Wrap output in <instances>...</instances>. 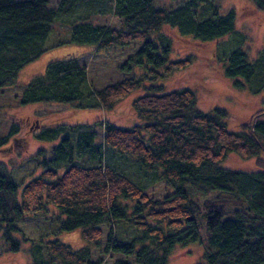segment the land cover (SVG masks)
Here are the masks:
<instances>
[{"label":"trees","instance_id":"16d2710c","mask_svg":"<svg viewBox=\"0 0 264 264\" xmlns=\"http://www.w3.org/2000/svg\"><path fill=\"white\" fill-rule=\"evenodd\" d=\"M49 1L0 0V90L14 86L19 71L48 49V37L61 22L69 30L65 43L91 46L94 52L136 47L124 68L135 69L137 75L93 92L85 67L73 57L56 59L16 96L19 105L108 110L141 89L131 101L138 123L124 128L109 121L92 123L77 135L82 146L76 160L68 138H60L40 172L20 189L10 170L0 165V231L10 249L19 248L11 237L16 220L53 207L64 217L59 232L79 230L87 245L72 249L57 239L47 240V259L37 252L34 264H103L104 256L113 255L117 258L111 264H167L175 246L199 240V214L205 225L204 252L195 264H264V112L232 131L224 109L203 112L196 108L193 90L165 91L162 83L185 69L190 56L169 60L171 40L161 29L212 41L236 34L235 12L218 15L214 0H179L170 7H157L155 0H58L54 8ZM251 2L264 12V0ZM106 12L118 25L96 20V14ZM222 74L237 89L263 92L264 48L252 57L235 48ZM89 96L96 99L92 106L83 103ZM43 130L35 133L37 139L52 141L62 135L58 128ZM18 131L12 124L0 136V148ZM105 150L148 173L159 169L155 178L172 191L150 197L135 181L145 182L104 160ZM230 155L254 159L255 167H221ZM95 250L102 254L99 258L93 257Z\"/></svg>","mask_w":264,"mask_h":264},{"label":"rangeland","instance_id":"374dc122","mask_svg":"<svg viewBox=\"0 0 264 264\" xmlns=\"http://www.w3.org/2000/svg\"><path fill=\"white\" fill-rule=\"evenodd\" d=\"M178 1L155 0V5L170 7ZM214 2L217 5L218 15H224L229 10L235 12L236 34L201 42L188 36L178 35L176 31L168 27L161 29V33L171 40L169 60H181L190 56V62L185 69L172 72L163 79L162 83L165 91L183 88L193 90L196 94V108L203 112H211L214 108L224 109L227 112L225 118L227 129L238 131L243 124L251 123L256 114L264 112V91L253 94L248 88L237 89L232 85V80L223 76L222 70L226 57L235 48L246 51L249 57L256 55L257 51L264 48V12L256 9L251 0H214ZM57 3L58 0H50L49 7L54 8ZM67 18L63 17L61 20ZM95 18L100 23L118 25L117 20L109 12L103 15L96 14ZM68 32V28L61 22L55 23L48 37V49L19 71L17 83L14 86L0 90V136H4L12 124H16L19 130L17 135L8 137L6 143L0 148V165L10 170L12 179L19 189L40 172L43 168L42 161L48 158L50 153L52 155V149L58 145L60 138H68L74 149L72 159L76 160L77 152L82 146L77 135L80 131L90 130L89 126L92 123L109 121L121 128L138 123L131 108V101L141 94V89L133 91L108 110L97 107L79 109L59 103L19 105L16 96L33 77L44 72L50 61L56 59L73 57L78 66L85 67L86 83L93 92L107 84L137 75L135 69L129 71L124 68L128 55L132 54L136 47L94 52V47L91 46L65 43ZM244 35L245 38L240 41L239 36L242 39L241 36ZM57 41L60 43L55 45ZM95 100V96H89L83 103L92 106ZM72 126L75 127L71 128ZM53 128L62 131L58 139L47 141L35 137L36 132L40 133L43 129ZM104 160L134 179L145 182L143 185L135 181L150 197L158 199L172 191L160 177L155 178V173H159V169L148 173L136 164L141 171L122 155L110 154L106 150ZM220 166L252 170L255 164L254 159L240 160L230 155ZM145 173L147 177L144 178ZM193 198L198 202L201 201V197ZM63 218V215L53 207H48L47 211L28 214L16 220L14 225L17 230L11 233V237L19 243L17 251L10 249V242L3 238L0 231V264H34L38 262L37 252H40L41 257H45L44 260H46L44 243L51 239L64 242L72 249L86 246L79 230L59 232L58 226ZM197 222L199 240L175 246L170 252L167 264H195L201 260L204 252L205 225L204 218L199 214ZM101 249L102 247L99 248ZM99 250L93 251L94 258L102 255L101 253L98 255ZM116 258V255L111 258L104 256L103 264H111Z\"/></svg>","mask_w":264,"mask_h":264}]
</instances>
